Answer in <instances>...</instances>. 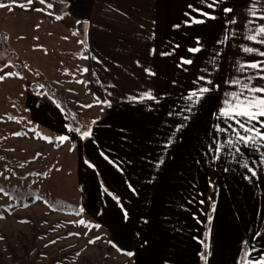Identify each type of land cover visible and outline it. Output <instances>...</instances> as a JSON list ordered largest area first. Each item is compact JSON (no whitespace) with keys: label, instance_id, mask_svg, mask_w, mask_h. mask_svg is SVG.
Masks as SVG:
<instances>
[{"label":"crops","instance_id":"crops-1","mask_svg":"<svg viewBox=\"0 0 264 264\" xmlns=\"http://www.w3.org/2000/svg\"><path fill=\"white\" fill-rule=\"evenodd\" d=\"M53 1L84 31L88 71L75 87L98 110L92 135L81 138L43 95L26 92L23 105L31 121L76 145L86 215L132 264H205L204 250L207 264H241L253 248L250 259L264 255V147L215 151L232 138L216 129L227 128L218 113L240 90L235 82L252 77L253 87H264V72L240 71L264 67V36L247 38L264 25L251 14L264 15V0ZM51 18L16 28L52 34ZM65 44L77 47L76 40ZM201 87L210 91L187 111V97ZM148 92L155 99H139Z\"/></svg>","mask_w":264,"mask_h":264},{"label":"rangeland","instance_id":"rangeland-1","mask_svg":"<svg viewBox=\"0 0 264 264\" xmlns=\"http://www.w3.org/2000/svg\"><path fill=\"white\" fill-rule=\"evenodd\" d=\"M2 4L6 7L0 8V42L4 43L0 56L6 63L0 67L4 68L0 75H13L0 81V264H14L13 256H24L35 231L48 229L52 230L36 244L34 253L42 255L41 264L64 255L61 264H132L111 243L107 230L84 212L76 145L69 139L61 141V132L34 123L24 111L26 92L43 95L59 108L52 87L63 91L69 105L93 124L98 110L75 87L84 82V36L61 8L54 11L40 0L28 5ZM40 15H51L52 34L42 28L31 33L16 28L33 24ZM68 39L76 40L77 47L65 44ZM57 198L81 214L51 210L47 201Z\"/></svg>","mask_w":264,"mask_h":264},{"label":"snow or ice","instance_id":"snow-or-ice-1","mask_svg":"<svg viewBox=\"0 0 264 264\" xmlns=\"http://www.w3.org/2000/svg\"><path fill=\"white\" fill-rule=\"evenodd\" d=\"M41 3H44L45 0H40ZM215 3L216 0H213ZM28 3H32V0H28ZM22 6V5H21ZM211 6V5H210ZM6 7V5L0 3V8ZM48 7H51V5H48ZM232 9L226 8L225 12H231ZM252 16L256 19H264V15H260L257 17V9H254L252 11ZM207 15V14H204ZM59 19V17H57ZM211 19H215V17H210ZM193 23L201 24L204 23L202 20H193ZM235 23V21H232ZM253 21H249V23H252ZM253 30L249 29V32L251 33ZM87 35V33H85ZM257 36H264V25L259 26L255 29V33L249 35L247 38L249 40L256 41ZM261 42V41H257ZM83 43V41H81ZM189 51L195 53L200 51L199 48H192L189 49ZM245 52H250L252 49L244 48ZM260 55L264 56V53H260ZM87 58V57H84ZM182 63L184 64H191V60H182ZM5 67H8V65H5ZM245 67L258 70L260 72H264V67L261 66L260 63H251L248 65H241L240 71H243ZM85 72H87V69H84ZM0 72H4V68H0ZM150 75H155V73H152L149 71ZM13 73H4V75H0V81H3L6 77L12 76ZM16 76H19V73H15ZM22 78V77H21ZM261 79H264V76L260 77ZM202 79V78H201ZM253 78L249 77L248 82L244 83L241 81H236L235 83L240 85V90L234 93L229 94V98L224 102V106L219 110L218 116L222 118L227 123V128H220L217 127V132H228L231 131L232 138L228 139L226 141L225 145H218L215 149L216 153L219 154L221 151V148L224 146L229 147V153L232 154V149H235L236 153L240 152V145H243L244 147H252L256 151L259 152L261 147H264V131L261 129H264V87H253L251 85V80ZM208 83H211V81H208ZM210 89L208 87H201L199 88L198 92L193 91L190 93V95L187 97L189 101H192L191 104L188 105L187 111H191V108L194 104H196L205 93H208ZM131 99H137L136 97H133ZM139 99H148L153 100L155 97L151 94V92L143 94ZM187 119V117H185ZM259 126V127H258ZM182 127V125L178 126ZM71 130V129H70ZM76 131H79V129H76ZM19 135V134H17ZM92 135L91 130L84 131L82 133V138H87ZM67 136H61L60 140L64 141L67 140ZM171 142V141H170ZM167 146V145H166ZM219 158V156H217ZM261 162L264 163V154L261 155ZM162 163V161H161ZM243 167L248 168L247 162H244ZM248 171L252 173L253 176L256 175V172L253 171L251 168H248ZM213 211L215 210V205L212 206ZM80 223H84L81 221ZM94 241H90V243H93ZM203 243V242H202ZM247 244V242H244ZM207 247V245H205ZM255 249L253 248L252 251ZM252 251L244 252L241 259V264H264V255H261L257 259H250L252 255ZM131 255V253H129ZM202 259L205 260V264H207V258L201 254Z\"/></svg>","mask_w":264,"mask_h":264},{"label":"trees","instance_id":"trees-1","mask_svg":"<svg viewBox=\"0 0 264 264\" xmlns=\"http://www.w3.org/2000/svg\"><path fill=\"white\" fill-rule=\"evenodd\" d=\"M5 2V1H4ZM45 3L48 5H51V7L54 10H59L57 5H60L56 1L53 0H45ZM81 28V23L78 25ZM79 28V29H80ZM78 32H82L83 30H80ZM84 36V34H83ZM4 47V43L0 42V54L2 53ZM5 52V51H4ZM6 63V59L3 55L0 56V67H2ZM51 94H53L54 97L58 100V106L59 108L66 114L69 124L72 127V129L82 138V133L84 131L90 130L92 123L88 121L79 111L75 110L74 107H71L69 105V100L66 97V94L63 91L56 90L52 87H50ZM94 103H92L93 105ZM89 105V106H92ZM94 121V120H93ZM76 129H79V131H76ZM11 192H13V189H10ZM18 196L21 198H25V195L16 193ZM47 205L49 208L53 211H61V212H70L71 214L79 215L81 214L80 212H77L75 209L70 207L68 202H66L63 199L57 198V199H50L47 201ZM52 229H48L46 231H40L37 232L35 231L33 240L30 241L28 246H25V252L23 257H16L13 256V261L14 264H41L42 263V255L39 254V249L37 250L38 252L34 255L36 251V244L39 243L42 239L43 236H47ZM203 255L206 257V250H204ZM66 255L61 256L60 258H54L51 259L50 264H61L65 260ZM204 260V259H203ZM105 261V260H104ZM104 262H100L98 264H103Z\"/></svg>","mask_w":264,"mask_h":264}]
</instances>
